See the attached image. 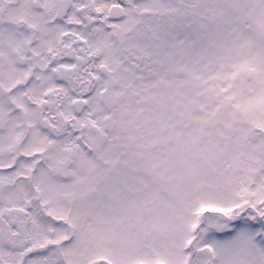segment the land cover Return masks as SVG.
<instances>
[{"label":"snow or ice","instance_id":"6c2138e0","mask_svg":"<svg viewBox=\"0 0 264 264\" xmlns=\"http://www.w3.org/2000/svg\"><path fill=\"white\" fill-rule=\"evenodd\" d=\"M0 264H264V0H0Z\"/></svg>","mask_w":264,"mask_h":264}]
</instances>
